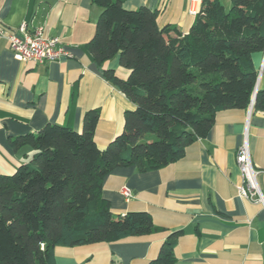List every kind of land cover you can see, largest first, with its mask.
I'll use <instances>...</instances> for the list:
<instances>
[{
    "label": "trees",
    "instance_id": "1",
    "mask_svg": "<svg viewBox=\"0 0 264 264\" xmlns=\"http://www.w3.org/2000/svg\"><path fill=\"white\" fill-rule=\"evenodd\" d=\"M102 11L86 44L102 64L119 57L129 69L104 75L135 104L105 148L95 140L98 108L83 129L47 123L10 139L33 149L29 161L0 175V264H56L58 245L110 242L159 230L147 211L115 215L103 195L105 177L135 166L157 170L181 159L230 108L264 111V89L252 55L264 51V0H202L190 30L160 24L158 10L128 9L125 0H93ZM255 97V98H254ZM182 230L173 231L149 264H173Z\"/></svg>",
    "mask_w": 264,
    "mask_h": 264
},
{
    "label": "crops",
    "instance_id": "2",
    "mask_svg": "<svg viewBox=\"0 0 264 264\" xmlns=\"http://www.w3.org/2000/svg\"><path fill=\"white\" fill-rule=\"evenodd\" d=\"M230 7L231 0H220ZM202 0H125L128 9L158 10L160 24L186 33ZM102 11L93 0H0V26L12 30L27 23L60 36L72 55L59 61H21L0 37V175L29 161L33 149L15 150L10 139L36 132L47 123L83 129L86 112L100 111L95 140L105 148L124 128L125 111L135 108L104 75L113 69L126 78L129 69L114 57L97 63L86 48ZM256 89H264V51L252 55ZM247 131L254 165L264 170V111L230 108L216 114L210 133L165 167L140 172L124 166L109 173L103 195L115 215L147 211L159 230L116 241L58 245L56 264H149L170 234L178 237L173 264H264V205L240 194L243 182L237 151ZM264 193V173L257 177ZM128 187L133 197L126 199Z\"/></svg>",
    "mask_w": 264,
    "mask_h": 264
},
{
    "label": "built area",
    "instance_id": "3",
    "mask_svg": "<svg viewBox=\"0 0 264 264\" xmlns=\"http://www.w3.org/2000/svg\"><path fill=\"white\" fill-rule=\"evenodd\" d=\"M0 37L10 42L12 51L24 62L59 61L72 55L60 36L48 35L43 27L31 30L26 22L12 30L0 26ZM237 162L243 178L239 187L240 194L264 205V193L257 179L260 173H264V170L254 165L247 131L237 151ZM122 193L126 199L133 197V192L128 187H124Z\"/></svg>",
    "mask_w": 264,
    "mask_h": 264
},
{
    "label": "water",
    "instance_id": "4",
    "mask_svg": "<svg viewBox=\"0 0 264 264\" xmlns=\"http://www.w3.org/2000/svg\"><path fill=\"white\" fill-rule=\"evenodd\" d=\"M256 91H257V89H256ZM255 98V97H254Z\"/></svg>",
    "mask_w": 264,
    "mask_h": 264
}]
</instances>
